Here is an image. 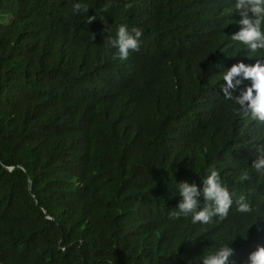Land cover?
<instances>
[{"label":"trees","instance_id":"trees-1","mask_svg":"<svg viewBox=\"0 0 264 264\" xmlns=\"http://www.w3.org/2000/svg\"><path fill=\"white\" fill-rule=\"evenodd\" d=\"M233 2L0 0V264H187L246 231L229 243L244 264L264 246L248 167L264 125L219 94L247 55L229 40ZM121 23L141 31L122 61L103 44ZM209 165L255 211L170 219L173 179L199 187Z\"/></svg>","mask_w":264,"mask_h":264},{"label":"clouds","instance_id":"clouds-1","mask_svg":"<svg viewBox=\"0 0 264 264\" xmlns=\"http://www.w3.org/2000/svg\"><path fill=\"white\" fill-rule=\"evenodd\" d=\"M87 11V4L76 2L72 5L74 14L87 13ZM229 11L238 16V19L234 20V24L238 26L237 30L228 35L229 40L243 46V50L247 53L244 60H253V62L249 64L244 60H236L235 63L223 68L218 75V82L223 81L219 83V94L235 106L241 117L257 125H264V0H234ZM93 19L94 16H87V22ZM140 36V29H129L126 24L121 23L116 26L114 35H107L103 44L106 49L113 50V58L122 61L127 59L130 52L138 50ZM243 81L246 83L243 87H239ZM233 89L236 90V94H233ZM257 141H264V136L257 137ZM254 150V158L248 167L256 174L259 183L264 181V142H257ZM197 176L200 177L199 187L196 183L183 180L176 182L172 177L174 196H178L179 199L175 207L169 209L170 219L187 217L193 225H205L213 218L223 220L233 203L239 213L252 214L255 211L254 206L243 194L233 201L232 194L221 182L219 170L213 165L205 169L203 177ZM239 179H249L248 172H242ZM258 216L257 214L255 222ZM255 222L249 223L246 230ZM236 236L243 239L246 231L242 235L229 236L225 241L213 245L189 261L192 264H235L234 261L229 260L233 253L229 243ZM244 264H264V246L258 245L250 251Z\"/></svg>","mask_w":264,"mask_h":264},{"label":"bare ground","instance_id":"bare-ground-1","mask_svg":"<svg viewBox=\"0 0 264 264\" xmlns=\"http://www.w3.org/2000/svg\"><path fill=\"white\" fill-rule=\"evenodd\" d=\"M238 192V191H237ZM242 193V192H241ZM260 200V199H259ZM262 236V235H261Z\"/></svg>","mask_w":264,"mask_h":264}]
</instances>
